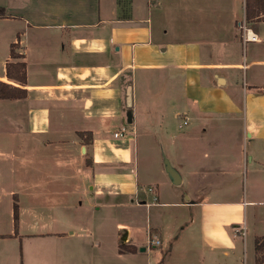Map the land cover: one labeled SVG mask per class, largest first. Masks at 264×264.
<instances>
[{
	"label": "crops",
	"instance_id": "1",
	"mask_svg": "<svg viewBox=\"0 0 264 264\" xmlns=\"http://www.w3.org/2000/svg\"><path fill=\"white\" fill-rule=\"evenodd\" d=\"M4 1L0 81L26 95L0 99V264H256L264 10L188 0L167 25L164 0Z\"/></svg>",
	"mask_w": 264,
	"mask_h": 264
},
{
	"label": "trees",
	"instance_id": "2",
	"mask_svg": "<svg viewBox=\"0 0 264 264\" xmlns=\"http://www.w3.org/2000/svg\"><path fill=\"white\" fill-rule=\"evenodd\" d=\"M264 10V0H245V17L252 19L259 15V11ZM264 14V11L261 12ZM16 45H10V58L18 59L20 56L14 52ZM5 76L8 81H14L17 85L23 86L25 83V63L13 62L7 63L5 67ZM26 95V91L18 86L0 81V99H21ZM18 218L17 204L13 203V222L16 227ZM254 249L256 253V264H264V237H257L254 240ZM119 253L123 251L134 252L133 246H119Z\"/></svg>",
	"mask_w": 264,
	"mask_h": 264
},
{
	"label": "rangeland",
	"instance_id": "3",
	"mask_svg": "<svg viewBox=\"0 0 264 264\" xmlns=\"http://www.w3.org/2000/svg\"><path fill=\"white\" fill-rule=\"evenodd\" d=\"M165 1V10H166V16H167V22L165 24L169 25L171 24V21L169 20V18H172V16L170 15V11H174V14L176 15L183 7H184V4L188 5V0H164ZM186 1V2H185ZM5 1L4 0H1V3H4ZM208 1H199V0H192L191 1V4L192 5H196V8H200L202 7L203 5L207 4ZM225 4L227 5V2L225 1ZM225 4H223V2H220V7H225ZM176 17V16H175ZM183 34H179L177 33V36H182L183 37ZM15 52V50H14ZM0 55H2V50L0 49ZM145 121V118H143L142 116H138V118H135V122L138 123V124H141V123H144ZM147 121H149V119H147ZM123 215H120L119 219L122 217ZM124 217V216H123ZM134 217L136 219L135 221V230H137L139 232L138 229H141L142 227H140V225H143V215H142V211H136L134 213ZM126 218V217H124ZM124 218L122 220H118L119 222L120 221H124ZM126 221V220H125ZM138 224V225H137ZM153 239V238H151ZM153 246V245H152ZM158 248V247H157Z\"/></svg>",
	"mask_w": 264,
	"mask_h": 264
},
{
	"label": "water",
	"instance_id": "4",
	"mask_svg": "<svg viewBox=\"0 0 264 264\" xmlns=\"http://www.w3.org/2000/svg\"><path fill=\"white\" fill-rule=\"evenodd\" d=\"M129 94V92H127ZM127 94V98H126V107L130 108L131 105V101H130V95ZM126 118H127V122H131V118H132V113L130 111H128L126 113ZM165 169L166 172L168 173L169 177L171 178L172 182L174 184H178L179 183V178L177 173L170 167L169 163L167 161H165ZM141 251L144 250V248L140 249Z\"/></svg>",
	"mask_w": 264,
	"mask_h": 264
},
{
	"label": "built area",
	"instance_id": "5",
	"mask_svg": "<svg viewBox=\"0 0 264 264\" xmlns=\"http://www.w3.org/2000/svg\"><path fill=\"white\" fill-rule=\"evenodd\" d=\"M248 38V37H247ZM251 39L254 40L255 37L254 36H251ZM128 134V129L127 127L123 126L121 127L118 131L114 132L113 133V138L115 139H120V138H124L126 135ZM152 191H155L154 188H151ZM237 233H241L242 230H236ZM243 234V233H241ZM147 244L148 246H154V245H158L159 244V241L158 240H155V239H151V238H148L147 240Z\"/></svg>",
	"mask_w": 264,
	"mask_h": 264
}]
</instances>
